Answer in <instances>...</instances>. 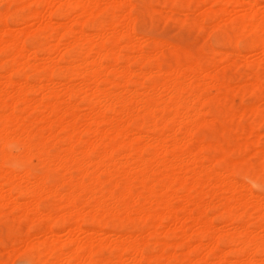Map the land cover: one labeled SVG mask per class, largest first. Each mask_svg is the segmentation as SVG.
<instances>
[{
  "label": "bare ground",
  "instance_id": "1",
  "mask_svg": "<svg viewBox=\"0 0 264 264\" xmlns=\"http://www.w3.org/2000/svg\"><path fill=\"white\" fill-rule=\"evenodd\" d=\"M206 1L212 5L210 7L207 6L208 8L205 12L203 11L209 17V20L212 17L220 22L225 20L228 23L229 19L234 18L236 29L234 26L233 28L243 36L247 33L253 35V42H249V47L255 53L260 52L259 62H264V6L261 7V5L259 7L257 0H166V4L169 6L167 9L170 12L174 7L187 11L191 9V12L199 9V5ZM6 2H8L6 8L4 10L0 9V61H5L11 72L9 73L7 70L8 73L6 72V75L4 73L1 74L4 78L0 77V214L3 216L11 215L9 216L10 219L5 220L7 232L27 226V230H25L27 235L25 237L21 236L23 240L20 239V241L24 242V245L22 247L23 250H18L19 254L24 253V251L28 252L29 255L31 254L33 258L29 257L30 260H34L33 264H59L62 260H65L66 264H211L213 259H215L212 262L213 264H264V257H260V255L257 257L258 251L264 249V195H255L249 186L247 187L245 184L242 186L236 182L237 180H234L232 177L236 168L234 164H231L229 169L224 166L216 167L214 161L217 160V157L215 160H210V164L208 162L206 165L203 161V163L197 164V160L200 158L198 157V152H202L200 149L204 146L203 142H199L196 146L194 145L195 147H189L190 140L197 139L193 136V138L190 137L193 130H196L202 121L205 122L200 116L199 111L201 112V110L198 108L199 106L195 107L194 102L199 101L200 103V100L202 101L203 94L206 95L204 91L206 86L212 85L213 89L217 87L215 91L218 90V87L225 86V83L217 76L218 74L211 73L212 69L215 70L213 68L215 66L211 70L209 69L210 71L207 69V72L203 70L205 67L202 68L203 66L198 62L192 63L190 61V64L175 66L167 74V71H159V73L163 72L166 74H164L163 82L156 80L151 84L146 83L148 85L146 87L145 83H143L144 81L137 79L141 82V84L139 82L140 85L146 87L145 91L139 92V89L133 90L134 87L132 89L131 87L128 88L129 81L131 83V81L136 79L131 78L132 72L138 74L142 72V75L140 74L142 77L145 74L152 75L153 73L146 71L136 72L132 67L131 70L127 62L130 57H133V61L138 57L139 61L137 63L139 67L149 68L151 67L149 66V60L152 57L154 58L156 54L152 56V54L147 52L148 50L143 49L144 47L140 44L141 41L139 42L137 39L138 35L136 36L134 31L135 21L132 19L133 17L131 18L132 14L130 15V12L126 10V6L128 8L134 6L131 0H0V6L2 7L1 4ZM131 2L133 5H131ZM57 4L58 6H63L61 10H65V8L66 10L72 9V12L65 15L67 22L63 21L60 23L61 21L55 20V18H60L64 14L63 12L62 14L54 12ZM218 4L220 5L219 8H213L214 5ZM58 6L57 8H60ZM231 6L234 8L238 7L240 10H235L237 14L234 16L232 11L233 17L227 18L229 17V7ZM161 9L163 10L162 7ZM13 10L27 12L21 18L23 20L21 23L24 24L22 26H25L24 29L20 30L17 28L15 30L14 27L8 24L7 18L9 16L10 19L14 17ZM177 10H173V12L175 13ZM179 11L178 13H182L181 15L186 14L188 16L189 13L188 17H190V12L186 13L184 11L183 13ZM102 12L107 14L108 19L102 21L97 27L95 25L97 31L95 30L94 34H91L92 32L90 34L87 33L85 27L88 28L91 20ZM193 12L191 14L194 16H200L199 12L195 14ZM54 14L56 15L55 18L53 17ZM169 15L171 14L169 13ZM200 20H202L201 16ZM32 22H35V28L31 27ZM215 22L213 23L215 27L220 28L219 25L222 23L219 24L217 22V24ZM213 24L212 27L214 26ZM209 34L207 35L209 36ZM30 36L33 37L31 39L35 40L34 49L30 48L31 50L25 45L26 39ZM164 42L162 43L163 45L168 44H166L167 41ZM142 44L145 43L143 42ZM68 47L71 49L72 47L77 48L76 56L73 57L70 53L61 51L63 48L66 50ZM123 48H127L128 54L123 52ZM135 50L138 51V56L136 55V57L131 55V51ZM219 50L222 51V49ZM205 51H208V49ZM217 54L221 55V52L218 51ZM241 54L237 53L233 57L235 59L240 57L241 59ZM157 56H155V67H159V70H162L160 69L162 61L160 62ZM233 57H230V60H233ZM132 59H130V62ZM120 62H126V64H120ZM227 62L231 64L232 61ZM254 62L251 64V68L256 63L260 64L258 61L255 64ZM250 63L251 61L249 65ZM57 67L63 70L62 77L58 81L53 77V72ZM117 67L122 68L119 70ZM187 67L192 68V76L191 74L190 76L194 78L195 84H188L187 81V83L184 81ZM40 70L45 71V75L43 74L44 76L39 78L36 75L37 79H33L29 74ZM150 71L153 72L152 69ZM12 72H15L14 74L21 73L23 77L14 79L11 76ZM188 72L190 73V71ZM207 75L210 77L209 79ZM75 76L81 79L79 81L80 84H69L71 77ZM149 76L147 75L146 77ZM144 78L145 76L142 79ZM193 78H191L192 81ZM162 79L160 78V80ZM242 82L244 83V81ZM246 82L245 84L248 86L244 87L245 89L250 86V91L257 93L260 91L259 94L262 93L264 86L260 80L257 81L255 79L251 83ZM108 84L110 87H122V90L120 89L119 92L115 91L117 89L108 88L109 86L106 88ZM238 85L242 87L240 83L236 85L229 84L232 89L233 86H235L234 89L238 88L236 87ZM58 86H64V88L60 90L57 88ZM229 86L228 89H230ZM161 91L170 93L168 94L169 97L163 98L164 93L162 94ZM36 92H41L40 98L33 96ZM208 95L207 97L205 96L206 99H209ZM214 95L216 96L217 94L214 93ZM73 97H79L78 101L80 100L81 102L82 100L86 103L84 104L86 105V113L81 118L80 112L78 113L80 107L75 104V100H73L74 103L71 102ZM9 98L12 101H9ZM262 98L261 104L258 102V104H254L255 106H260H250H253V109L255 107V110L250 107V109L248 107L246 109H252L254 112H263L261 109H264V97ZM53 99L60 101L56 100L52 103ZM213 100L215 101V99ZM62 102L67 104L63 106ZM135 102L136 106L133 104ZM203 102H201V106H203ZM137 103L140 105L138 108ZM208 107L206 108L208 109ZM210 107L212 106L210 105ZM243 109V111L246 110L245 108ZM22 110H25L28 115H32L29 121H27V117L23 116ZM157 110H162V112H158L159 114L157 113L158 116L156 115ZM166 110H172V116L166 114ZM191 110H193V113H191ZM202 111L207 112L206 109ZM233 111L226 115L227 118L231 114L235 119L236 116V118L239 116L236 113L239 112L240 115L243 113L242 110H240L241 112L236 111V113H233ZM160 113H163L162 116ZM243 114L240 116L241 118H243ZM146 115L154 117L149 123L151 124V128L148 126L149 130L157 132L165 124L173 122L175 125H172L174 126L178 124V127H185V131L181 127L178 128V130L183 129L185 137H183L182 133L183 136L181 137L183 138H177V131H175L177 128L175 129L174 127V131L171 134H166L167 131H159L157 136H149L148 132L145 135L144 118ZM231 115L229 117L232 121ZM255 115L257 114L255 113ZM199 118L200 120L198 121ZM230 119L228 118V120ZM123 121H126V123L121 125ZM221 121L223 122L222 119ZM104 124L108 125L105 129L101 128ZM47 128L51 131L45 136ZM50 132L51 136L48 135ZM247 134L249 135V133ZM93 135L99 136L98 142L96 141L95 143L94 139V142L91 141V136ZM143 137L151 140L150 143L155 148L154 152L149 154L151 157L149 156L148 158L143 154L144 148L142 149V145L140 146L137 142L139 138L141 140ZM51 138H57L65 143L69 142L70 146L65 152L53 154L48 147V142ZM17 140L22 141L23 146L17 151L9 150L8 146H11ZM79 140H81V144L83 143L82 141L87 143L86 147H82L84 149L81 151H77L78 149L74 146L75 142L77 144ZM149 140L147 141L149 142ZM207 144L209 143H206L204 148ZM245 144H247V141L242 147ZM96 146L102 147L98 156L95 155L94 148ZM118 146L127 147L129 151L128 158L125 162H119V165H122L121 167L111 169L110 165L115 164L119 160L115 156V149ZM233 147L236 149V146ZM242 147L241 150L243 149ZM259 148L257 151H261L260 146ZM248 149L252 150L255 148L250 146ZM237 150H235L236 154ZM263 151L264 149L261 152ZM201 154L199 156L204 153ZM259 154L261 153L259 152ZM11 156L18 157V159H23L26 162L43 160L48 164V170L41 175H34L27 168L21 172L15 171L4 165V162L9 161L8 158ZM185 156L189 157L186 163L193 161V164L195 162V167L191 166L192 163L189 165L193 168L185 165ZM262 156L264 157L263 153ZM208 158L206 159L208 160ZM233 158L235 157L233 156ZM90 166H94L97 171L100 167L105 166L102 171L108 173L109 177H106L108 182H110L109 187L105 185V181H102L103 179L100 180L101 177L97 176V172L92 173L89 178V170L90 173L92 172ZM254 166L256 167L257 165ZM53 167L62 169L65 173L69 170L77 169L82 172V177L72 178L71 176L67 179L70 182L71 189L69 191L62 190L61 185L67 181L65 180L67 175L62 172L63 174H58V177L51 182ZM161 167H164L167 171L162 172ZM168 169L172 170L168 171ZM157 173L161 175L159 181L162 189H157L158 187L155 185L158 181V178L155 177ZM258 174L260 173L258 172ZM84 176L88 180H85ZM257 176H254L255 181L258 179ZM151 180L154 183H151ZM213 186L214 188L225 187L224 191L228 192V196L225 195V198L218 197V188L211 192L206 191L203 193L201 191L203 187L211 188ZM182 192H185V194H182ZM45 194L55 196L59 202L56 201L47 208H43L41 199ZM85 194L88 195L87 203L82 204V202L81 205L83 206H81L79 204L80 199ZM134 196L138 197V201L131 202ZM174 196L183 199V205L174 206L171 203L174 201H171ZM208 197L209 200L206 199ZM106 198L112 201V206L106 204ZM141 198H148V200L152 198L153 205L145 207ZM215 198H217V201H215ZM91 200L92 202H90ZM211 206L220 209V211H215L219 212L217 218L222 217L225 225L229 228L219 227L217 226L218 224H215V212L212 213L213 216L209 214ZM62 207H66L67 211L63 215L62 213L66 210L64 208L61 211L62 213L59 212L62 215H59L58 211ZM255 211H259L257 213L258 216L256 217L255 215L256 223L252 221L253 219L250 220L254 216L253 212ZM244 216L247 217L246 221L242 220ZM189 222L196 227V230L191 233L187 231ZM124 224H143V229L148 236H144L145 239H143V237L140 238L141 235L139 237L129 232V234L124 233L122 230ZM256 224L262 229L260 232L255 229ZM83 225H86V229H84ZM93 225H97V228ZM109 225H111V231H107V233L105 228ZM56 229L68 230L71 236H68V240L59 239V233H56ZM25 231L23 229L24 233ZM78 231L85 232L87 235L85 240H80L78 237L75 238L74 234L76 235ZM95 231L109 234L108 236L113 237L115 240L110 241L105 238L107 239L105 242L104 239L95 241L92 237V234L96 233ZM36 234L43 236L39 242L33 240ZM225 236L227 237L229 249L218 252L222 249L220 244L224 241L223 237ZM205 239L207 240L206 242H204ZM16 240L19 241V238ZM107 246L111 249L110 258L102 259L98 257L97 254H99L100 247ZM11 247L13 246L11 245ZM237 247L242 250L241 257L235 253ZM8 248H6V254ZM169 248L181 249V253L168 252ZM157 249H159V253L155 251ZM2 251L5 250L2 249ZM23 253L21 255H24ZM259 253L263 254L262 252ZM10 254L9 257H11ZM19 254L16 253L18 256ZM128 255H130L131 262H128ZM230 255L235 258L233 257L234 259H232ZM9 257L6 260L10 259ZM211 258L212 260L210 261ZM9 261L6 262L0 259V264H9Z\"/></svg>",
  "mask_w": 264,
  "mask_h": 264
},
{
  "label": "rangeland",
  "instance_id": "2",
  "mask_svg": "<svg viewBox=\"0 0 264 264\" xmlns=\"http://www.w3.org/2000/svg\"><path fill=\"white\" fill-rule=\"evenodd\" d=\"M133 3H134V6L133 7H131V8H128V6H126V10H128L129 12H130V15L132 14V16H131V18L135 21L134 22V31H135V34H136V36L138 37L137 39H138V41L140 42H144L145 44H142L141 42H140V44H141V46L142 47H144L143 49H145V50H148L147 52H149L150 54H152V56H154L155 54L156 55H158L157 57H159V59H160V62L162 61V63H161V68L160 69H162V70H159V67L157 68V67H155V61H156V58H155V56H154V58L152 57V59L150 58V60H149V66H151V67H139V65H138V61H139V59H138V57L133 61V57H130L129 58V61L127 62L128 64H129V66H130V69H131V67L133 68V70L135 69V71L136 72H140V71H146V72H150V73H153L152 75L151 74H147L148 76L149 75H151V76H149V77H146L147 75L145 74H143L144 76H145V78L144 79H142L143 77L142 76H140V74L142 73H133L132 72V76H131V78H133V79H135V80H133V81H131V83H130V81H129V83H128V88H130L131 87V89L133 88V90H138L139 92H143V90L145 91V89H146V87L148 86V85H146V83L147 84H151L152 82H154V81H158V82H160V81H162L163 82V80H164V77H165V75L168 73V72H170L169 70H173L174 68H175V66H177V65H182V64H186V63H188V64H190V61L193 63V62H198L201 66H203L202 68H204L205 67V69H203V70H206L207 72H208V70L210 69L211 70V68L213 67V66H215V67H213V68H215V70H213L212 69V74H215V75H217L222 81H223V83H225V86H222L221 88H219L218 87V90H216L215 91V89L217 88H215L214 87V89L212 88V85H209V86H206V88L204 89V91H205V93H206V95L205 94H203V99H202V101L200 100V103H199V101H195L194 103V106L196 107H198L200 110H201V112L199 111V113H200V116L203 118V120H205V122L204 121H202L200 124H199V126H197V129L196 130H193V133H192V135L190 136V137H195V138H197V139H199V140H197V139H192V140H190V142H189V147H195L197 144H199V142H203V144H204V146H205V144L206 143H209V144H207L206 145V147H208L207 149H206V151H204V149L206 148H204V146L200 149L202 152H198V157H200L201 159L202 158H204V159H198L197 160V164H199L200 162H204V164H206L207 165V163L209 162V164H210V160H215L216 159V157H217V160H215L214 162L216 163V167H226L227 169H229V166L231 165V164H234L235 166H236V168H235V170H234V173L232 174V177L234 178V180L237 182V183H239V184H241L242 186H243V184H245V186L247 185V187L249 186L250 187V190L252 191V192H254L253 194H255V195H261V196H263L264 195V181H263V179H264V157L262 156V153L264 154V151L263 152H261L263 149H264V109H261V111H263V112H261L260 113V111H253V110H255V107H258V106H260V105H254V104H256L257 102L259 103V104H261L260 102H262L263 101V98L262 97H264L263 95V93H264V88H263V90L261 91L262 93H260L259 94V92L257 93V92H253V91H250L251 89H249L250 88V86H249V88L247 87L246 89L244 88V87H246V86H248V85H246L245 84V81H247L246 83H251V82H253V81H255V79H257V81L258 80H260V82L263 84V86H264V62L263 61H260L259 62V59H260V52H253L252 50H251V48L249 47L250 46V43L251 42H253V35L251 34V33H247V34H245L244 36L242 35V34H240L238 31H236L235 29H236V27H235V22H234V18H231V17H233L235 14H237V12H235V10L237 11L239 8L238 7H233V6H231V7H229V9H230V11H229V14L231 13V15H229L228 14V16L229 17H227V18H231V19H229L228 20V23L224 20V22H223V20L220 22V21H218L217 19L215 20V18H210L211 20H209V17H207L206 15H205V10L208 8V7H210V6H212L211 5V3L210 2H208V1H206V2H204V3H201L200 5H199V9H196V10H192L191 12H190V10H183V9H180L179 7H174V11H176L177 9V12H173V10L170 12V11H168V9L167 8H169V6L166 4V0H131ZM258 1V4H259V7L261 6V7H263L264 6V0H257ZM132 2H131V5H133L132 4ZM209 3V4H208ZM136 4V5H135ZM166 4V5H165ZM202 4H203V7H202ZM2 5V7L0 6V9L1 10H4V8H6V6L8 5V2H6V3H3V4H1ZM130 5V6H131ZM56 6V5H55ZM54 6V7H55ZM57 6H58V4H57ZM57 6L55 7V10H54V12L56 13V12H58V14H62V12L64 13V14H62L61 16H60V18H55L56 17V15L54 14L53 15V17L55 18V20H58L60 23H62L63 21L64 22H67V19H66V14H68L69 12H72L71 10L72 9H67L66 10V8H65V10H61V8L63 7V6H58V7H60V8H57ZM129 6V7H130ZM208 6V7H207ZM219 4L218 5H214L213 6V8H219ZM156 7V8H155ZM157 7H158V9H157ZM161 7L163 8V10L161 9ZM202 7V8H201ZM128 8V9H127ZM150 9V10H149ZM176 9V10H175ZM233 9V10H232ZM167 12H169L171 15H169V13H167ZM181 11V12H183L184 13V11L186 12V13H188V12H190V17L193 15V14H191L193 11V13L195 14L196 12H199V15L201 16V19L203 20H200V16L199 17H196V16H192L191 18L190 17H188L189 16V13H188V16L186 15H181L182 13H178V11ZM199 10V11H198ZM201 10V11H200ZM240 10V9H239ZM179 11V12H180ZM204 11V12H203ZM232 11H233V16H232ZM132 12V13H131ZM202 12V13H201ZM239 12V11H238ZM18 13V14H17ZM24 13V14H23ZM167 13V14H166ZM16 14H17V16H16ZM27 14V12L26 11H22L21 10V12H20V10L19 11H16V10H13V15H14V17H11V19H10V16L7 18V21H8V24H10V26H12V27H14V29L15 30H17V28L18 29H24V27L25 26H22V25H24V24H22L21 23V21H23L21 18H23L22 16H24V15H26ZM198 14V13H197ZM205 15V16H204ZM21 16V17H20ZM204 16V17H203ZM196 17V18H195ZM199 18V19H198ZM207 18H208V20H207ZM227 18H224V19H227ZM101 19V20H100ZM108 19V16H107V14L106 13H99V14H97V17H95L93 20H91V22H90V24H89V26H88V28L87 27H85V31L87 32V33H91V34H94L96 31H97V29H96V27H97V25L98 24H100L102 21H106ZM136 19V20H135ZM206 19V20H205ZM199 20V21H198ZM16 21V22H15ZM96 21V22H95ZM100 21V22H99ZM211 21H216L215 23H217V22H219V24L220 23H222V24H220L219 25V27L220 28H217V27H215V25L213 24L214 22H211ZM223 23H224V25H223ZM32 25H31V27L32 28H35V22H32L31 23ZM212 24L214 25L213 27H215L214 29H213V27H212ZM218 24V23H217ZM227 24V25H226ZM95 25H96V27H95ZM233 26H234V28H233ZM212 27V28H211ZM217 28V29H216ZM96 30V31H95ZM90 31V32H89ZM211 31V32H210ZM210 33V34H209ZM235 33V34H234ZM237 33V34H236ZM207 34H209V36L207 35ZM224 35V36H223ZM142 38H141V37ZM239 36H240V38H239ZM243 36V37H242ZM31 38H33L32 36H30L29 38H27L26 39V41H25V45H26V47L27 48H29V50H31V49H34L33 48V45L35 44V40H33V39H31ZM139 38H140V40H139ZM143 38H144V40H143ZM236 38H238L237 40H236ZM142 39V40H141ZM233 39H235V40H233ZM243 39V40H242ZM245 39V40H244ZM145 40H147V41H145ZM155 40V41H154ZM158 40V41H157ZM166 42V44L167 45H163L162 43L164 42V41ZM241 40V41H240ZM28 41V42H27ZM32 41V42H31ZM161 41V42H160ZM222 41V42H221ZM234 41V42H233ZM164 42V43H165ZM224 42V43H223ZM250 42V43H249ZM151 43V44H150ZM238 43V44H237ZM241 43V44H240ZM159 44V45H158ZM243 44V45H242ZM147 45V46H146ZM174 45H175V48H174ZM176 45H178V46H176ZM243 47H242V46ZM246 46V47H245ZM241 47V48H240ZM31 48V49H30ZM183 48V49H182ZM206 48V49H205ZM65 48H63L61 51L63 52H68V53H70L73 57L74 56H76V54H77V48L76 47H72V49L70 48V47H68L66 50H64ZM208 49V51H205V50H207ZM219 49H222V51L221 50H219ZM244 49V50H243ZM216 50H218L219 52H221V55H219V54H217V52L218 51H216ZM223 50H224V52H223ZM241 50V51H240ZM136 51V50H135ZM131 51V55H133V56H135L136 57V55L138 56V51ZM237 52V53H242L241 54V59H240V57L239 58H236V59H239L240 60V62H239V60H236L234 57V55H237V53H235V52ZM123 52L125 53V52H127V54H128V50H127V48H123ZM134 54H133V53ZM222 52H223V54H222ZM226 52V53H225ZM228 52V53H227ZM235 54H234V53ZM233 53V54H232ZM228 54V55H227ZM204 56V57H203ZM217 56H219V57H217ZM223 56V57H222ZM234 56V57H233ZM216 57V58H215ZM220 57H222V58H220ZM226 57V58H225ZM230 57H233L234 59L233 60H230ZM259 57V58H258ZM206 58H207V60H208V63H207V60H206ZM219 58V59H218ZM130 59H132L131 60V62H130ZM213 59V60H212ZM232 59V58H231ZM260 63V64H257L256 63V65L258 66H256V65H254L253 66V68H251V64L255 61V62H257L256 60ZM182 60V61H181ZM196 60V61H195ZM214 61V62H213ZM216 61V62H215ZM227 61H232L231 62V64H228L229 62H227ZM251 61V63H250V65H249V62ZM209 62H210V66H209ZM255 62H254V64H255ZM0 77L1 78H4V77H2L1 76V74H3L4 73V75H6V72H7V70L9 71V73L11 72V70L10 69H8L9 67H7V63L5 62V61H3V62H1L0 61ZM126 64V62H120V64ZM191 63V64H192ZM215 65H214V64ZM232 63H235V64H232ZM119 64V65H120ZM205 64V65H204ZM218 64H219V66H218ZM261 64H263V65H261ZM164 65V66H163ZM208 65V66H207ZM120 66H123V65H120ZM222 66V67H221ZM262 66V67H261ZM118 68V67H117ZM122 68V67H121ZM121 68H118L119 70H121ZM146 68V69H145ZM154 68V69H153ZM189 68V69H188ZM143 69V70H142ZM145 69V70H144ZM152 69L153 70V72L152 71H150V70ZM158 69V70H157ZM208 69V70H207ZM132 70V69H131ZM155 70V71H154ZM209 70V71H210ZM259 70H260V72H259ZM159 71H167L166 72V74L165 73H159ZM186 75L187 74H189V75H185V79H186V77H187V79L185 80L184 79V81L186 82H188V84H195L194 83V78L193 77H191L192 76V68L191 67H187L186 68ZM188 71H190V73L188 72ZM213 71H215V72H213ZM54 72H56V73H54ZM54 72H53V77H54V79L55 80H59L62 76V73H63V70L61 69V68H59V67H57V68H55V70H54ZM117 72H119V71H117ZM156 72H157V75H156ZM8 73V72H7ZM15 72H12V74H11V76L14 78V79H19V78H22L23 77V75L21 74V73H16V74H14ZM159 73V74H158ZM206 73V72H205ZM258 74L257 76H256V74ZM30 75H31V77H33V79H37V76H38V78L39 77H41V76H44L45 75V71H43V70H40V71H38V72H34V73H29ZM44 74V75H43ZM56 74V75H55ZM155 74V75H154ZM165 74V75H164ZM190 74H191V76H190ZM261 74V75H260ZM37 75V76H36ZM142 75V74H141ZM223 75V76H222ZM251 75H252V77H251ZM260 75V76H259ZM190 76V77H189ZM119 78H120V76H118ZM142 77V78H141ZM232 77V78H231ZM253 77H255V78H253ZM257 77V78H256ZM259 77V78H258ZM149 78V79H148ZM160 78L162 79V80H160ZM191 78H193V81L191 80ZM207 78L209 79L210 77H208V75H207ZM226 78V79H225ZM228 78V79H227ZM230 78H231V80H230ZM235 78V79H234ZM140 80V81H144L143 83H145V86L146 87H144L143 85H140L141 84V82L140 81H138V80ZM81 79L80 78H76V76L75 77H71V79L69 80V84H80V81ZM149 80V81H148ZM147 81V82H146ZM189 81H191V83H189ZM226 81H228V82H226ZM230 81V82H229ZM240 81V82H239ZM242 81H244V83L242 82ZM139 82H140V84H139ZM186 82V83H187ZM237 83H240V85H242V87L240 86L239 87V85L238 86H236V87H238V88H235L234 89V87L235 86H233V89L229 86V84H232V85H236ZM242 83V84H241ZM243 84H245L244 86H243ZM227 85V86H226ZM109 86V87H108ZM228 86L230 87V89H232L231 91H230V89H228ZM111 88V89H113V90H115V89H117V90H115V91H119L120 92V89L122 90V87H110V85L108 84V85H106V88ZM58 89H60V90H62V88H64V86H58L57 87ZM136 88V89H135ZM208 89V90H207ZM211 90H213V91H211ZM203 91V92H204ZM209 93V95H208V93ZM211 92H213V93H211ZM231 92V93H230ZM161 93L163 94V98H168L169 96H168V94H170V93H168V92H164V91H161ZM214 93L215 94H217L216 96L214 95ZM219 93H220V95H219ZM263 94V95H262ZM207 97V95L209 96V99H206V97ZM228 97H227V96ZM258 95H259V97H260V99H259V97H258ZM6 96V95H5ZM33 96L34 97H36V98H40L41 97V92L40 93H38V92H36V93H34L33 94ZM167 96V97H166ZM218 96H220V97H222L221 99H220V97H218ZM227 97V98H226ZM224 98V99H223ZM78 99H80L79 97H73V98H71V102H73V100H75L74 102H75V104H77L78 105V107H80V109H79V111H78V113H79V115H80V118H81V116L82 115H84L85 113H86V105H84V104H86L85 102H83L82 100H81V102H80V100L78 101ZM205 99V100H204ZM213 99H215V101L213 100ZM217 99H218V101H217ZM257 99V100H256ZM260 101H259V100ZM60 101V100H58V99H53L51 102L53 103L54 101ZM210 100V101H209ZM221 102H220V101ZM262 100V101H261ZM9 101H12V99L11 98H9ZM77 101V102H76ZM204 101V102H203ZM73 102V103H74ZM201 102H203V106H201ZM206 102V103H205ZM216 102V103H215ZM257 103V104H258ZM63 106H65L67 103H61ZM133 104H135L134 106H136V102L135 103H133ZM200 104V105H199ZM207 104V105H206ZM210 105L212 106V107H210ZM245 105V107H243ZM251 105H253V106H255L254 107V109H253V106L252 107H250ZM140 105L137 103V108L139 107ZM201 106V107H200ZM209 106V107H208ZM203 107V108H202ZM205 107V108H204ZM206 107H208V109L206 108ZM246 107H250V108H252L251 110L253 111H251V110H248V108L246 109ZM23 108V107H22ZM243 108H245L246 110L245 111H247V112H245V111H243L244 109ZM249 108V109H250ZM207 110V112L206 111H202V110ZM235 109V111H233ZM240 110H242V112L244 113H241V115L243 114V118H241L240 116V114H239V112L238 113H236V111H240ZM256 110H258L257 108H256ZM232 111H233V113L235 112L237 115H239L238 116V118H236L237 116L235 115V114H233V115H235L236 117H235V119H237L235 122H234V118L232 117V115L231 114H229L228 115V118L230 119V115H231V117L233 118L232 119V121H231V119L230 120H228V118H227V114L229 113V112H231L232 113ZM158 112H162V110H157V112H156V115L158 116ZM204 112H206V113H204ZM241 112V111H240ZM158 113V114H157ZM173 112H172V110H166V114H168V115H170V116H172L171 114H172ZM191 113H193V110H191ZM221 113V114H220ZM255 113L257 114V115H259V116H257V115H255ZM22 114H23V116H25V117H27V121H29L30 119H31V116L32 115H28L27 114V112L25 111V110H22ZM161 114V116H162V114L163 113H160ZM261 114V115H260ZM150 115H146L145 116V118H144V122H145V125H144V133H145V135H147V132H148V135L149 136H153V135H155V136H157V134L159 133V131H163V132H168L169 131V133H167L166 132V134H171V133H173L172 131H174V129H173V127L176 129L177 128V130H175V131H177V135H176V137L178 138V137H180L181 139L183 138V137H185V127H183V126H180L181 128H183L184 129V131H183V129L181 130V129H179L178 130V128H180V127H178L179 125L178 124H176L177 126H174L175 124L173 123V122H170V123H167V124H165L164 126H163V128H160V130L159 131H157V132H154V131H151V130H149V127L151 128V124H149V123H151V119L153 120L154 119V117L152 118V117H149ZM156 116V117H157ZM160 116V117H161ZM204 116V117H203ZM212 116H214V118H212ZM252 116V117H251ZM160 117H158V118H160ZM262 117V118H261ZM205 118V119H204ZM207 118V119H206ZM216 118V119H215ZM213 119V120H212ZM221 119L223 120V122H225V123H223L222 121H221ZM256 119V120H255ZM259 119V120H258ZM200 120V118L198 119V121ZM262 120V121H261ZM150 121V122H149ZM254 122H259V123H255L254 124ZM126 123V121H123V123L121 124V125H124ZM227 123H229V124H227ZM244 123V124H243ZM261 123V124H260ZM148 124V125H147ZM172 124H174V125H172ZM202 124V125H201ZM263 124V125H262ZM238 125H239V129H238ZM107 124H104L103 126H101V128H107ZM149 126V127H148ZM230 126H234V127H231L230 128ZM148 127V128H147ZM240 128H241V130H240ZM236 129H237V131H236ZM198 130V131H197ZM222 130V131H221ZM49 131H51V130H49V128H47L46 130H45V136H46V134L49 132ZM171 131V132H170ZM181 131V132H180ZM195 131V132H194ZM225 131V132H224ZM57 133V132H56ZM150 133V134H149ZM182 133H183V135H182ZM247 133H249V135L247 134ZM254 136H253V135ZM259 134V135H258ZM48 135H50L51 136V132L48 134ZM208 135V136H207ZM216 135V136H215ZM226 135V136H225ZM229 135V136H228ZM241 135V136H240ZM58 136V135H57ZM56 136V137H57ZM181 136H183V137H181ZM207 136V137H206ZM220 136V137H219ZM234 136V137H233ZM257 136V137H256ZM85 137V136H84ZM192 137V138H193ZM202 137V138H201ZM214 137V138H213ZM219 137V138H218ZM48 138V137H47ZM58 138V137H57ZM57 138H51L50 140H49V142H48V147H49V150L51 151V153H53V154H55V153H58V152H65V150H67L68 148H69V142H64V141H61V140H59V139H57ZM98 138H99V136H97V135H93V136H91V141H93V139H94V141H95V143H96V141L98 142ZM231 138V139H230ZM128 139V138H127ZM222 139V140H221ZM147 140H149V139H147V138H144L143 137V139L141 138V140H140V138L137 140V142L139 143V145L141 146L142 145V149H143V154H144V156L146 157V158H148L149 156L151 157V155H149L150 153H153L154 152V150H155V148H153V146L151 145V140H149V142L147 141ZM231 140V141H230ZM235 140V141H234ZM54 141H55V143H54ZM93 141V142H94ZM148 142V144H146L147 142ZM232 141H233V143H232ZM245 141H247V144L249 143V145H247V144H245L243 147H242V145L245 143ZM83 143L81 144V140H79V141H77V144H76V142H75V144H74V146H76L75 148L76 149H78L77 151H81L82 149H84L85 147H86V145H87V143L86 142H84V141H82ZM141 142V143H140ZM144 142H146V143H144ZM168 142V141H167ZM169 142H170V140H169ZM205 142V143H204ZM216 142H218V144H216ZM241 142V143H240ZM244 142V143H243ZM86 143V144H85ZM95 143H94V145H95ZM144 143V144H143ZM149 143H150V145H149ZM243 143V144H242ZM54 144V145H53ZM71 144V143H70ZM85 145V146H84ZM144 145H146L145 147H143ZM193 145V146H192ZM195 145V146H194ZM23 146V142L22 141H20V140H17V141H15L11 146H8V149L9 150H11V151H17L18 149H20L21 147ZM232 146H236V149H235V147H233L232 148ZM251 146V148H255V149H252V150H250V149H248L249 147ZM259 146L261 147V151L260 150H258L257 151V149L259 148ZM82 147H84V148H82ZM123 147V146H122ZM121 146H118L116 149H115V156L117 157V159H119L115 164H111L110 165V167H111V169H115V168H119V167H121L122 165H119V162H125V161H127V155H128V153H129V151H128V149H127V147H124V148H122ZM212 149H211V148ZM241 147L244 149H242L241 150ZM248 147V148H247ZM257 147V148H256ZM95 155H97L98 156V153L100 152V150L102 149V147L101 146H96L95 148ZM238 149V150H237ZM260 149V148H259ZM98 150V151H97ZM145 150H147V151H145ZM230 150V151H229ZM235 150H237V154H236V151ZM255 152H254V151ZM126 151V152H125ZM150 151V152H149ZM234 151V152H233ZM241 151V152H240ZM148 152V153H147ZM259 152L261 153V154H259ZM200 153H204L203 155H204V157H203V155L202 156H199V154ZM251 153V154H250ZM208 154V155H207ZM234 154H236V155H234ZM249 154H250V156H249ZM207 157H206V156ZM252 155V156H251ZM97 156H95V157H97ZM222 156V157H221ZM233 156L235 157V158H233ZM12 157H14V156H11L10 158H8V160L9 161H6V162H4L5 164V166L7 167H10V168H12V169H14L15 171H18V172H21L22 170H24L25 168H27V169H30V171L32 172V174H36V175H41V174H44L45 172H47V170H48V164L46 163V162H44L43 160V162L44 163H46V164H44L42 161H40V160H33V161H30V162H26V161H24L23 159H18V157H14L13 159H12ZM210 159H209V158ZM243 159H242V158ZM187 158H188V160H189V157H187V156H185L184 157V163H186L188 160H187ZM206 158H208V160L206 159ZM239 160V158H240V160L238 161L237 159ZM206 159V160H205ZM219 159V160H218ZM234 159H235V161H234ZM199 161V162H198ZM220 163H219V162ZM245 161V162H244ZM250 161V162H249ZM202 162V163H203ZM192 163V164H191ZM257 163V164H256ZM8 164V165H7ZM189 164H191V166H194L195 165V162H194V164H193V161H191V162H188V163H186L185 165L186 166H190ZM10 165V166H9ZM119 165V166H118ZM254 165H257L256 167L254 166ZM262 166V167H260V166ZM54 166V165H53ZM190 166V167H191ZM91 167V166H90ZM103 167H105V166H102V167H100V169H98V171H97V169L94 167V166H92L91 168H89V169H91L92 170V172L90 173V170H89V178H90V175L92 174V173H94V172H97L96 174H97V176H99V177H101L100 178V180L101 179H103L102 181H105V185H108L107 187H109L110 186V182H108V178L106 177V176H108V173H106V171H102V170H104V168ZM195 167V166H194ZM259 167V168H258ZM95 168V170H93ZM191 168H193V167H191ZM256 168V169H255ZM258 168V169H257ZM160 169H162V172H164L166 169L163 167H161ZM243 169V170H242ZM61 170V171H60ZM170 170H172V169H168V171H170ZM262 170V171H261ZM167 171V170H166ZM52 173H51V182H53L54 181V179H56V177H58V174H63V173H65V171L63 172V170L62 169H58V168H56V167H53V170L51 171ZM60 172V173H59ZM63 172V173H62ZM192 172V171H191ZM191 172H190V174H191ZM258 172L260 173V174H258ZM107 175H106V174ZM135 173V172H134ZM72 174V175H71ZM81 174H82V172L81 171H79V170H77V169H72V170H69V171H67L66 173H65V175H67V176H65L66 178H65V180H67V179H69L71 176H72V178L73 177H78L79 178V176H81ZM99 174V175H98ZM70 175V176H69ZM157 176H155L156 178H158L157 180H155V181H157L156 183H155V185H156V187H158L157 189H162V186H161V184H160V181H159V177L161 176L160 174H156ZM255 175H258L257 176V181H255V178H254V176ZM250 176V177H249ZM82 177V176H81ZM80 177V178H81ZM109 177V176H108ZM85 180H88V178H86V176H84L83 177ZM236 178V179H235ZM155 179V178H154ZM153 179V180H154ZM262 181H261V180ZM62 180V179H61ZM153 180H151L150 182L152 183L153 182ZM215 180V179H214ZM241 180V181H240ZM61 182V181H60ZM63 182H64V180H63ZM137 183H138V181H136ZM135 182V183H136ZM159 182V183H158ZM243 182V183H242ZM257 182V183H256ZM154 183V182H153ZM64 184V185H63ZM62 185H61V189L62 190H68L69 191V189H71L70 187H71V185H70V182H69V180H67L65 183H63ZM238 184V188L240 187V185ZM252 184V185H251ZM260 184V185H259ZM262 184H263V186H262ZM241 186V187H242ZM253 186V187H252ZM252 187V188H251ZM212 188V189H211ZM203 187V188H201V191L203 192V193H205L206 191L208 192H211V191H213V190H216V188H218L217 190L219 191L218 193H217V195H218V197H222V198H225V195H227L228 196V192L227 191H224L225 190V187H221V186H219V187H215L214 188V186L213 187ZM224 188V189H223ZM263 188V189H262ZM240 189V188H239ZM256 189V190H255ZM194 192V191H193ZM185 194V192H182V194ZM222 193V194H221ZM256 193H258V194H256ZM224 194V195H223ZM263 194V195H262ZM13 195H15V193H13ZM85 195H87V194H85ZM85 195H83L82 196V198L80 199V205H81V203L82 204H86L87 203V198H88V195L85 197ZM222 195V196H221ZM16 196V195H15ZM48 197V198H47ZM175 197V196H174ZM174 197H172L171 198V201L172 200H174L173 202H171L174 206H181V204L183 205V203L182 202H184L183 201V199H181V198H178V197H175V199H173ZM217 197V198H218ZM264 197V196H263ZM52 198V199H51ZM83 198H85V199H83ZM138 197H136V196H134L133 198H132V200H131V202L133 201V202H135V200L136 201H138V199H137ZM177 198V199H176ZM217 198H215V201H217L216 199ZM89 199H90V197H89ZM134 199V200H133ZM147 199V201L145 202V200ZM206 199H208L209 200V197L208 198H206ZM219 199V198H218ZM20 201H23V200H21V199H19ZM152 200V201H151ZM151 200H150V198H149V200H148V198H141V201H143V204L145 205V207L147 206H152L153 205V199L151 198ZM59 202L58 200H57V198L55 197V196H53V195H50V194H45L44 195V197L41 199V206H44L43 208H47L51 203H54V202ZM105 201H106V204L108 205V206H112V201H110L109 199H105ZM129 201H130V199H129ZM90 202H92V200L90 201ZM150 202H152V203H150ZM45 203V204H44ZM48 203V204H47ZM150 203V204H149ZM152 204V205H151ZM81 206H83V205H81ZM86 208H88L87 206H85ZM212 207V208H211ZM210 207V209H209V214H211V216H213V214L212 213H214L215 211H220V209L218 208V207H213V206H211ZM66 209V207H62L59 211H58V214L59 215H64L65 214V212L67 211V209L66 210H64V213H62L61 211L63 210V209ZM90 208V207H89ZM62 213V214H60V213ZM259 211H255V212H253V214H254V218L252 217V218H250V220H252L253 222H255L256 223V217L258 216L257 215V213H258ZM217 212H215L214 214V220H215V224L217 225V226H222V227H224V228H229V227H227V225H225V222L222 220V217H219V218H217V215H218V213L216 214ZM255 215H256V217H255ZM9 216H11L10 214H8V215H1L0 214V259L2 260H4V261H6V262H8V260H10L9 262L11 263V264H33L32 262H34V260H30V257H31V254L29 255V253L28 252H25L24 251V255H21V254H19V251H21V250H19V249H22V247H23V245H24V242H22V238H21V236L22 237H25L26 235H27V231H25V230H27V226L25 225V226H23L24 228H16V229H14L13 231H11V232H7V229H6V223H5V220L6 219H10L9 218ZM256 219V220H255ZM221 220V221H220ZM242 220L243 221H246L247 220V217H245L244 216V219L242 218ZM255 220V221H254ZM223 222V223H222ZM223 224V225H222ZM92 225V224H91ZM131 225V226H130ZM189 228L187 229V231H188V233L190 232H192V231H194V230H196V227L194 226V225H192V223H190L189 222ZM225 225V226H224ZM84 226V229H86L85 228V226L86 225H83ZM95 228H97V225H93ZM110 226L111 225H109L108 227H106L105 228V232H107V231H111V228H110ZM135 226V227H134ZM193 226V227H192ZM125 227V228H124ZM131 227V228H130ZM133 227V228H132ZM259 227V228H258ZM26 228V229H25ZM128 228V229H127ZM144 226H143V224H140V225H132V224H124V226L122 227V230L124 231V233H127V234H129V233H131V234H133V235H136V236H139L140 237V235H141V237L140 238H142L143 237V239H145V237L144 236H146L147 234V232L145 233V231H144ZM165 228V227H164ZM195 228V229H194ZM23 229H24V231H25V233L23 232ZM108 229H110V230H108ZM255 229H258L257 231H261L262 229H260V226L258 225V224H256L255 225ZM63 229H56V233L58 232L59 234V239H65V240H68L67 238H68V236L70 235V233H68V230L66 231V230H64V231H62ZM16 231V232H15ZM256 231V232H257ZM6 232V233H5ZM96 233H93L92 234V237H93V239L95 240V241H99V240H103L104 239V242L108 239V240H110V241H114L115 239L113 238V237H110V236H108L109 234H103V233H98V231H95ZM129 232V233H128ZM108 233V232H107ZM21 234H23V235H21ZM71 236V235H70ZM69 236V237H70ZM73 236V235H72ZM74 236H75V238H77L78 237V239H82V240H85L86 239V237L85 236H87L86 234H85V232L84 231H82V232H77L76 233V235L74 234ZM148 236V235H147ZM146 236V237H147ZM14 237H16L15 238V240L17 239V238H19V241L18 240H14ZM42 235L41 234H36V236H34V238H33V240L34 241H36V242H39L40 240H42ZM105 238H107V239H105ZM224 239V241H222L221 242V244H220V248L222 247V249H220L218 252H222L224 249L225 250H227V249H229V245H228V241H227V237L225 236V237H223ZM20 239H22L21 241H20ZM5 240V241H4ZM207 240L205 239L204 240V242H206ZM3 242H4V244H3ZM8 242V243H7ZM14 242V243H13ZM226 243L227 244V246H226V244H224V243ZM7 244V245H6ZM10 244V245H9ZM194 244H196V243H194ZM223 244V245H222ZM11 245L13 246V247H11ZM8 247H10V248H8ZM227 247V248H226ZM6 248H8L7 249V254H6ZM101 249H99V254H97V256L98 257H100V258H102V259H108V257L110 258V255H111V249H110V247H100ZM2 249L3 250H5V251H2ZM19 250V251H18ZM23 250V249H22ZM170 250V251H169ZM3 253H2V252ZM10 251V252H9ZM157 253H159L158 251H159V249H157V250H155ZM177 251H179V252H177ZM181 251V249H174V248H169L168 249V252H176V253H181L180 252ZM259 252H262L263 254H261V253H259ZM11 253V254H10ZM16 253L17 254H19V256L18 255H16ZM235 253H236V255H238V256H240L241 257V253H242V250H241V248L239 247H237V249L235 250ZM4 254V255H3ZM9 254L11 255V257H9ZM8 255V256H7ZM259 255H260V257H264V249H260L259 251H258V256L257 257H259ZM263 255V256H262ZM30 256V257H29ZM129 257V259H128V262H131V259H130V255H128ZM231 256V255H230ZM7 257H9L10 259H8V260H6L7 259ZM16 257V258H15ZM29 257V258H28ZM234 256H231V258L232 259H234L233 258ZM12 258H15V259H12ZM31 258H33V257H31ZM14 260V261H13ZM212 260V258L210 259V261ZM215 261V259H213L212 260V262H214ZM63 262V263H62ZM211 262V264H213ZM9 263V264H10ZM8 264V263H7ZM59 264H66V262H65V260H62Z\"/></svg>",
  "mask_w": 264,
  "mask_h": 264
}]
</instances>
